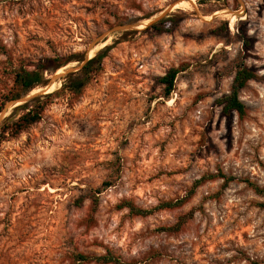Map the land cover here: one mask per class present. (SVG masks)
Masks as SVG:
<instances>
[{
  "label": "rangeland",
  "instance_id": "374dc122",
  "mask_svg": "<svg viewBox=\"0 0 264 264\" xmlns=\"http://www.w3.org/2000/svg\"><path fill=\"white\" fill-rule=\"evenodd\" d=\"M167 15L170 32L148 28ZM54 58L67 63L22 96L46 101L41 119L0 141V264H264V0H0V124L23 111H4L12 70ZM238 65L254 78L225 116ZM218 171L237 180L157 209Z\"/></svg>",
  "mask_w": 264,
  "mask_h": 264
},
{
  "label": "trees",
  "instance_id": "16d2710c",
  "mask_svg": "<svg viewBox=\"0 0 264 264\" xmlns=\"http://www.w3.org/2000/svg\"><path fill=\"white\" fill-rule=\"evenodd\" d=\"M175 25L171 24V16L167 15L165 18L157 21L156 23L150 25L148 28L153 29L156 34L168 33L172 30ZM51 63V65H49ZM67 63V62H66ZM66 63H61L60 59H45L39 62L34 69L28 70L24 67L14 68L12 70V87L4 95L3 101H13L21 98L23 95L27 94L36 87L45 85L46 79L45 74L55 71L56 69L66 65ZM54 64V65H53ZM99 60L97 56L92 57L89 61L80 69L79 73H71L67 75L68 84H63L62 90L66 88L72 93H78L80 85L84 78L88 77L90 72L93 69H96L95 66H98ZM177 69H169L163 76L158 78V82L163 86L164 96H168L173 90L174 81L178 74ZM254 78V74L248 68L243 65H238L233 76V80L230 86V90L227 94L221 96L217 103L221 106V111L225 116H229L232 113H237L238 116H242L245 112V105L239 99L240 91L244 88L247 81ZM46 98L50 94L42 95ZM37 97L31 104L24 103L14 108V111L17 109H22V113L14 119L6 117L0 124V141L6 138H14L18 136L21 132L28 129L33 124L37 123L41 119L42 112L46 105L44 99ZM219 178L222 180V187L226 188L228 184L232 181L237 180L233 176L226 175L222 171H218L214 174H206L201 176L199 179L195 180L191 186V189L187 195L175 202H166L160 204L157 209L164 208H173L181 205L185 202L194 192L196 187L201 183L207 180ZM250 187L253 188L256 192H262L263 190L259 189L255 185H252L248 181H245ZM96 202V200H92ZM129 209L130 213L135 215H147L150 211H145L139 208L134 207L130 203L126 202L121 205ZM264 207V205H261ZM178 226V225H177ZM177 228V227H175ZM173 227L167 228V230H172ZM76 260L79 263H98V264H120L121 262L114 258L112 255L106 254L101 256H92V255H83L77 254Z\"/></svg>",
  "mask_w": 264,
  "mask_h": 264
},
{
  "label": "water",
  "instance_id": "95a60500",
  "mask_svg": "<svg viewBox=\"0 0 264 264\" xmlns=\"http://www.w3.org/2000/svg\"><path fill=\"white\" fill-rule=\"evenodd\" d=\"M129 28H130V26H128V27H116V28H113L112 30L108 31L106 33V35H109L110 33L115 32V31H120V30H124V29H129ZM70 71H72V68L65 70V73H69ZM62 76H63V73H61V74L56 73L55 75L52 76V78L49 81H54V80L60 79ZM27 99H29V97H22L19 100L10 101L9 103L6 104L4 111H5V109H8L10 106H13L15 108V107L19 106L17 104L21 105V104L26 103ZM2 114H3V112L1 113V115Z\"/></svg>",
  "mask_w": 264,
  "mask_h": 264
},
{
  "label": "bare ground",
  "instance_id": "6f19581e",
  "mask_svg": "<svg viewBox=\"0 0 264 264\" xmlns=\"http://www.w3.org/2000/svg\"><path fill=\"white\" fill-rule=\"evenodd\" d=\"M191 2V1H190ZM192 3V2H191ZM176 6H178V4L176 5ZM186 6V5H185ZM168 8V7H167ZM164 12V11H163ZM60 73V72H59ZM62 73V72H61Z\"/></svg>",
  "mask_w": 264,
  "mask_h": 264
}]
</instances>
